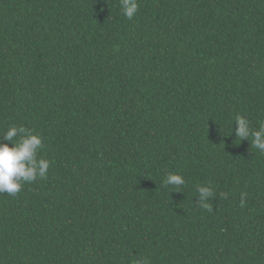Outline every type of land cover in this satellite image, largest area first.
<instances>
[{
	"label": "trees",
	"instance_id": "trees-1",
	"mask_svg": "<svg viewBox=\"0 0 264 264\" xmlns=\"http://www.w3.org/2000/svg\"><path fill=\"white\" fill-rule=\"evenodd\" d=\"M138 3L0 0V137L51 162L0 194V264H264V154L233 132L264 122V0Z\"/></svg>",
	"mask_w": 264,
	"mask_h": 264
},
{
	"label": "clouds",
	"instance_id": "clouds-1",
	"mask_svg": "<svg viewBox=\"0 0 264 264\" xmlns=\"http://www.w3.org/2000/svg\"><path fill=\"white\" fill-rule=\"evenodd\" d=\"M122 14L128 20H132L139 11L138 0H120ZM236 139L249 141L251 146L264 154V122L258 129H253L251 122L242 115L235 118ZM232 132V135H233ZM19 137L17 141L16 138ZM43 149V137L33 134L24 126L11 125L0 137V194H18L25 184L35 183L39 179H46L51 162L39 153ZM165 186L180 188L185 184L182 175L170 173L164 180ZM198 204L201 208L212 211L209 203L215 196L214 189L209 186H197ZM223 199L228 198V193L221 192ZM243 197H241V207H243ZM136 264H151L150 260L143 258L136 261Z\"/></svg>",
	"mask_w": 264,
	"mask_h": 264
}]
</instances>
